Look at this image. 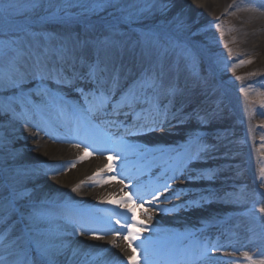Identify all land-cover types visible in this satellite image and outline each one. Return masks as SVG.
I'll use <instances>...</instances> for the list:
<instances>
[{
  "label": "snow or ice",
  "instance_id": "snow-or-ice-1",
  "mask_svg": "<svg viewBox=\"0 0 264 264\" xmlns=\"http://www.w3.org/2000/svg\"><path fill=\"white\" fill-rule=\"evenodd\" d=\"M246 2L253 11L264 15V5H253L250 0ZM154 7L155 0H143L142 5L139 0H49L47 4L42 0H0V29L11 24L13 16L24 17V21L15 22L17 35L9 37L7 30L0 33L6 37L0 39V91L8 93L0 99V115H10L14 119L27 117L32 109L40 105H54L62 114L74 116L86 132L92 131L114 145L106 148L100 143L96 148L97 154L115 152L120 158L127 159V155L133 153L141 159V167L151 168L155 162L152 153L162 150L140 148L129 143L125 137L163 130L169 108L180 91L170 74L177 70L181 59L187 69L199 78V58L192 47L170 38L162 40L160 33L154 29L145 31L133 27L145 19V13H150ZM166 8L167 5L161 2L160 10ZM109 9L110 20L104 18L98 26L84 23L85 19ZM52 24L64 25L68 29L67 34L57 36L48 31L47 26ZM73 25H82L83 30L74 31ZM173 53L176 61L166 65V58ZM136 66L141 69L138 73L133 72ZM29 85L31 87H27ZM62 88L73 89L82 102L69 103L59 92ZM33 97H38L39 102ZM261 107H264V100ZM129 118L130 124L127 123ZM113 128L122 129L121 134L115 136L111 132ZM193 140L199 145L198 136L190 137V142ZM73 146L79 148L81 144ZM83 148L86 157L89 145H83ZM203 150L200 145L187 158H179L174 174L168 179H184L182 173L188 163L199 159ZM108 168L106 165L94 175L99 176ZM177 172L181 174L176 175ZM30 175L32 173L24 172L0 179V187L7 192V195L0 194V223L13 220V226L0 230V264H90L87 259L90 253L73 247L66 239L72 235L90 234L92 239L100 240L114 233L127 241V247L123 249L131 253L127 256V264H212L218 259L214 253L227 250L215 243L189 239L194 236L191 232L172 233L164 239L159 236L141 239L140 233L146 231L141 224L129 223L128 216L109 210H105L106 219L101 222L102 226L94 230L89 222L55 212L54 201L31 200L28 190L21 187L20 179ZM125 175V169L121 168L120 183H123ZM259 175L264 186V166L259 169ZM109 179L115 180L116 177ZM77 188L72 191H77ZM169 190L167 181L162 188L152 191L137 186L136 191L126 199L115 203L127 213H132L133 221L137 206L143 208L145 204H155V211L164 213L188 206L160 208L158 205L162 201L157 193L162 195ZM183 191L174 190V196ZM239 200L240 197H237V202ZM105 202L113 203L111 200ZM254 210L264 217V204L258 209L253 205L245 214L252 215ZM113 217H116L117 228L112 226ZM147 219L151 220L152 216L148 215ZM260 222L264 223V220ZM15 224L22 227L20 234L13 236ZM123 229H128L127 233L121 231ZM137 240L140 243L133 246ZM261 240L264 241V236ZM111 246H117L115 241ZM138 250L140 259H137ZM242 255L250 264H264V253L258 259H253L248 252ZM100 264L111 262L101 259ZM222 264L235 262L225 261Z\"/></svg>",
  "mask_w": 264,
  "mask_h": 264
},
{
  "label": "bare ground",
  "instance_id": "bare-ground-1",
  "mask_svg": "<svg viewBox=\"0 0 264 264\" xmlns=\"http://www.w3.org/2000/svg\"><path fill=\"white\" fill-rule=\"evenodd\" d=\"M161 2L167 5L166 10H160ZM250 2L253 5H264V0H250ZM140 3L142 5L143 0ZM222 5L224 6L223 11L227 15V19L222 24L225 26V30H236V34L224 38V41H229L231 44L228 53L221 57L223 63L217 67L212 53L206 51V43H202V40H213L214 37H193L191 34H186L187 31H190L186 27L198 20H206L207 14H212V9H217ZM234 6L237 7L236 10L232 9ZM246 8L247 10H245ZM73 11L79 10L74 9ZM99 14L101 15H95L98 17L94 19H91L94 17L93 15L90 19L85 20L96 19V21H100L107 18L106 12ZM145 17L143 20L147 21L150 27L169 26L172 28L178 25L182 35L187 36L184 40L205 60L207 66L210 68L214 66L219 75H227V77L219 80L220 83L218 84L214 80L206 82L207 85L211 84L213 87L202 91L205 84H196L197 77L190 74L186 69L185 62L180 60L177 70L170 74L180 91L173 99L167 121L163 127L167 129V133H160L157 137L152 138L142 137L150 135L148 133L125 137H139L140 139L129 143L140 148L162 150L152 153L155 157L153 166L151 168L141 167L142 161L137 155L124 164L104 160L102 157H91L86 161L82 152L69 148L61 150L57 149L55 145L45 143V137L50 138V140L63 141L67 135L63 131L62 124H57L48 117L49 105L47 107L40 105L30 111L29 114L35 118L32 121L28 117L14 119L10 115H0V179L6 175L16 176L18 173L30 172L32 175L20 177L21 187L28 190L30 199L36 202L45 199L54 201L53 210L55 212L62 214L68 211L72 212L73 215L75 213L79 215L89 213L92 207L97 210L104 204L107 205L104 207H118L115 202L126 199L128 195L136 191L137 186L152 191L162 188L165 181L168 183L176 182L178 186L172 189L173 196L174 190L178 189H183L182 196L190 199L201 194L186 207L202 209V204L204 206L219 204L224 206V210L218 206L210 210L205 208L202 209L200 218H189L180 214L185 207L164 213L155 211L156 205L154 207L146 205L150 207L146 208L147 211L142 210L143 208L139 206L135 207V221L131 219L132 213H127L126 209H121L118 214L128 216L129 223H139L146 229L140 233L141 239L144 237L155 239L157 236L164 239L172 233L185 232L194 233V236L189 239H196L213 230L217 233L218 239L222 238L223 247L227 249L226 253L236 251L233 252L234 255L225 254L217 257L218 259L213 260L212 264H222L225 261L235 262V264H250V261L242 255L243 252H248L253 259L262 258L261 253H264V241L261 240V237L264 236V223L260 222L264 220V217H261L257 210H254L252 215L245 214L253 205L258 209L264 204V192L260 187L262 181L259 175V169L264 166V107H261V101L264 100V15L253 11L248 3L243 4L241 0H155V7L150 13H145ZM217 20L219 21V19ZM245 23L249 26H246ZM91 24L100 25L98 22ZM182 29L187 30L183 31ZM3 30L8 31L9 37L18 34L17 29L14 26L11 27L10 24L0 29V33ZM47 30L56 33L57 36L66 35L68 31L65 26L57 24L48 25ZM72 30L80 32L83 30V26L73 25ZM196 30L201 31L202 27L200 26ZM5 38L0 34V39ZM253 60H255L254 62L260 60V64L249 69L250 63L248 61ZM175 61L176 56L171 54L166 58V65H171ZM140 70L139 66L133 67L134 73H138ZM260 72L262 74H258ZM242 76L250 77L243 85L238 84L232 87L225 83L231 78ZM130 82L131 80L128 81V83ZM27 87H31V85ZM242 88L247 93L249 109L238 94ZM59 92L70 103L82 102L79 94L73 89L62 88L59 89ZM6 94L8 93L0 91V99ZM73 98H77V101ZM33 99L39 102L38 97H33ZM250 105H253L252 108ZM121 119L123 120V117ZM215 122L233 128L217 134L222 139L220 144L205 149L209 151L219 150V156L222 155L223 157L227 155L238 156L239 154L235 153L243 151L238 156V159L241 160L239 162L242 164L218 166V168L210 171L188 170L185 172L184 170L182 173L184 179L169 180L168 178L174 174L178 159L187 158L188 155L194 153L196 148L202 145L200 141H204L208 137L209 133L204 125ZM65 123L68 127V123ZM76 123L81 126L77 119ZM127 123H131L130 118ZM186 123L199 126L193 131H188L184 127ZM80 128L74 131L78 134L76 135L78 139L82 142H92L93 132H86L83 126ZM33 130L39 131L43 137L40 138L37 133L34 134ZM120 130L119 134L122 132V129ZM233 135H237L240 139L233 140L231 138ZM194 136L199 137V145L195 140L190 142V137ZM215 138L217 137L213 139ZM175 155L176 158H171L172 164H166L163 171L158 174L160 176L164 173V176L145 175L146 172L161 167L160 162H163L166 157ZM211 158L200 159V161L209 164ZM106 165L109 166L108 169L100 173L99 176L94 175ZM121 168H124L125 172H130L123 177V183L119 182L122 178ZM217 173L226 174L225 178L218 179ZM175 174L180 175L181 173ZM112 176H115L116 179L110 180L109 178ZM129 176L132 179H128ZM200 176L214 177V180L211 179L214 182L224 183L225 180H229L231 184L213 188L206 194L202 187L180 185L181 183L195 182L200 179ZM243 177L248 178L246 186L237 185L238 179ZM132 182L136 184L135 188L130 189L125 186ZM77 186V191L73 192L72 189ZM92 187L96 188L92 189ZM257 189L261 191V194ZM0 192L7 195L2 187H0ZM237 197H240L239 202H237ZM172 199L159 198L162 203L158 206L165 208L164 205ZM109 200L113 203L105 202ZM62 205L68 206L71 210L59 207ZM148 215L152 216L151 220L147 219ZM9 226H13V220L0 223V230ZM21 227L22 225L15 224L12 235H19ZM121 231L127 233L128 229ZM66 239L71 242L73 247L90 253L87 258L90 264H100L101 259L109 260L111 264H121V262L127 264V256L131 254L130 250H123L127 247V241L122 238L115 241L116 247H112V243L106 246L102 245V242H91L76 235L68 236ZM219 240L216 242L218 243ZM187 242L185 241V243ZM139 243L140 241L137 240L133 246ZM138 251L137 259H140ZM92 257H96V260L93 261Z\"/></svg>",
  "mask_w": 264,
  "mask_h": 264
},
{
  "label": "rangeland",
  "instance_id": "rangeland-1",
  "mask_svg": "<svg viewBox=\"0 0 264 264\" xmlns=\"http://www.w3.org/2000/svg\"><path fill=\"white\" fill-rule=\"evenodd\" d=\"M42 2L44 4H47L49 2V0H42ZM139 2H141V0H139ZM241 2L243 4L247 3L246 1H242V0H241ZM223 7L224 6L222 5V7H219L217 9H212L213 10L212 14H207L208 18L207 19L204 18L206 20H198L197 22L192 23L190 26L186 27V28L190 29V31H187L186 34H191V36H193V37H197V38H200V37L201 38H204V37L213 38L214 37L213 40H202V43H206L205 44L206 51L212 53V57H214L217 67H219V65H221V63H223V60L221 57L228 53L229 48H230V44H231L229 41H224V38L226 36L231 35V34H234V35L236 34V30H231V31L225 30V26L222 24V22H224L227 19V15L224 13ZM232 9L236 10L237 7L234 6ZM40 11H41V14H43V10H40ZM109 11H111V9L102 12V14L106 12L107 14H105V15H107V19L110 20L111 17L108 16ZM98 15H101V14H98ZM95 17H98V16L94 15V17L91 19H94ZM217 19H219V21ZM12 20H13V22L11 23L10 26L11 27L14 26V28H16L15 22L24 21V17L23 16H13ZM92 22H98V24H102L104 22V19L100 20V21H96V19L95 20H84V23H92ZM208 23H210V25H207ZM217 25H219V27H217ZM245 25L249 26V24H246V23H245ZM200 26L202 27V30L197 31L196 29L199 28ZM133 27L140 29V30H145V31L148 29H154L155 31L160 33L162 40H164L165 38H170L172 41H174L176 43L187 44L188 46H190L188 43H186L185 41H182V39L178 38V37H181L183 39L187 38V36H184V34L182 35V32L179 31V29H181V28L178 25L177 26L175 25L172 28L169 26H166V27H160V26L150 27V25L147 24V21L142 20V21L138 22L137 24L133 25ZM182 30L185 31L187 29H182ZM165 42H166V40H165ZM190 47H192V46H190ZM198 58H199V65H198L197 71L199 72V78L196 76L197 79L195 80V83L196 84L198 83L200 85L205 84V87L202 88L203 89L202 91H206V90L211 89L213 87L211 84L207 85L206 82L214 80V82L218 84V83H220L219 80H221L223 77H227V75H219L214 66L212 68L208 67L205 60L203 58H201L200 56H198ZM181 61H184V60L181 59ZM254 61L255 60L250 62L249 66H248L249 69H253L256 66V64H258V65L260 64V60H258L257 62H254ZM202 67H204V68H202ZM186 69H187V67H186ZM187 71L190 74H192L188 69H187ZM258 74H262V73L260 72ZM241 78L242 79L231 78L230 80L226 81L225 83L229 86H232V87H234V85H238V84L243 85V83L247 82L250 77L242 76ZM245 93H246L245 90L243 92L241 90H239V92H238V94L243 99V102L246 104V107L249 109V107L247 105L248 104L247 93L246 94ZM252 106L250 105V108H252ZM260 187L262 188L261 190L264 191V187L263 186H260ZM207 208L213 209L214 205L209 204V205H207ZM202 211L203 210H200V212H202Z\"/></svg>",
  "mask_w": 264,
  "mask_h": 264
}]
</instances>
